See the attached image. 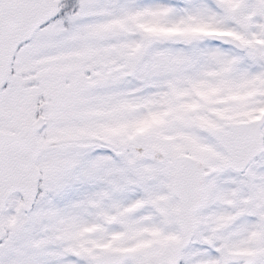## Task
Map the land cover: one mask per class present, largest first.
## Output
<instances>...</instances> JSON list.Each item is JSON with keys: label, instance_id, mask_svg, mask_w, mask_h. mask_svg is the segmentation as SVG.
<instances>
[{"label": "snow or ice", "instance_id": "1", "mask_svg": "<svg viewBox=\"0 0 264 264\" xmlns=\"http://www.w3.org/2000/svg\"><path fill=\"white\" fill-rule=\"evenodd\" d=\"M0 264H264V0H0Z\"/></svg>", "mask_w": 264, "mask_h": 264}]
</instances>
